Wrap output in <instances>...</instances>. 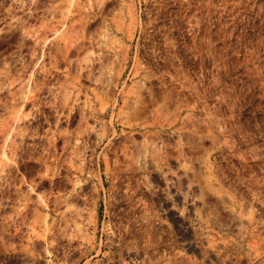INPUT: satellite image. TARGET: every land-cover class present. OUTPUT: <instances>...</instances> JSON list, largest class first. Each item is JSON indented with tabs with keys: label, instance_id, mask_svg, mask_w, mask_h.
Instances as JSON below:
<instances>
[{
	"label": "rangeland",
	"instance_id": "374dc122",
	"mask_svg": "<svg viewBox=\"0 0 264 264\" xmlns=\"http://www.w3.org/2000/svg\"><path fill=\"white\" fill-rule=\"evenodd\" d=\"M0 264H264V0H0Z\"/></svg>",
	"mask_w": 264,
	"mask_h": 264
},
{
	"label": "bare ground",
	"instance_id": "6f19581e",
	"mask_svg": "<svg viewBox=\"0 0 264 264\" xmlns=\"http://www.w3.org/2000/svg\"><path fill=\"white\" fill-rule=\"evenodd\" d=\"M44 88V87H43ZM44 91V90H43ZM37 94V93H36ZM87 118V117H86ZM79 133V132H78ZM81 134V133H80ZM62 136V135H61ZM71 136V135H70ZM69 137V136H68ZM72 137V136H71ZM66 138V137H65ZM64 139V138H63ZM67 139V138H66ZM68 140V139H67ZM63 141H65V140H63ZM80 141V140H79ZM71 143V142H70ZM66 144V143H65ZM70 145V144H69ZM67 147V146H66ZM76 149V148H75ZM42 200H44V199H42ZM47 205V204H46ZM79 225V224H78ZM133 225V224H132ZM83 238V237H82ZM87 240H88V238H87ZM123 240V239H122Z\"/></svg>",
	"mask_w": 264,
	"mask_h": 264
}]
</instances>
